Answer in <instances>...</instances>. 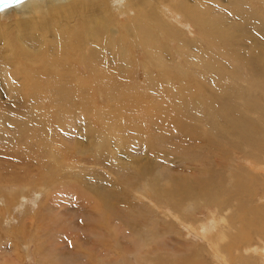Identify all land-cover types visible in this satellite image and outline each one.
Listing matches in <instances>:
<instances>
[{"label": "bare ground", "instance_id": "obj_1", "mask_svg": "<svg viewBox=\"0 0 264 264\" xmlns=\"http://www.w3.org/2000/svg\"><path fill=\"white\" fill-rule=\"evenodd\" d=\"M13 10L22 18L0 34V38L10 39L0 44V84L7 86L23 113L16 117L1 113L0 133L13 147L15 145L14 148L21 146H16L19 140L26 139L25 150L29 146L36 152L43 149L59 161L57 151L56 156L49 151L51 142L65 145L66 140L63 138L62 142L61 136L67 122L82 119V129L90 136L89 143L82 149L108 156L113 153L111 146L127 153L128 140L137 143L139 153L146 158L134 159L130 170L118 168L117 179L124 185L142 187V191H149L154 199L179 208V214L186 211L182 207L185 203L193 206L200 201L218 204L219 195L214 189L228 182L233 191L248 192V182L255 179L249 169L264 173V163L260 161L264 154V0H25L1 11L0 19ZM170 41L175 44L164 48ZM178 51L181 55L177 58L183 64H177L173 57ZM145 52L147 56L142 63ZM30 66L34 69L28 70ZM6 69L8 76L4 77L1 73ZM147 70L142 97L148 99L146 103L157 104L156 109L152 108L156 111V119H149L141 126V117L134 118L138 128L128 135L131 122L124 110L127 104L130 106L134 95L129 94L128 89L132 88L130 93H133V78L137 76L138 80V75ZM84 71L90 73L84 75ZM233 79L246 85L239 87ZM27 80L33 82L27 83ZM85 88L111 89L106 98L117 99L119 105L99 106L100 109L93 112L90 107L93 104H89L83 110L81 100L89 91L82 92ZM120 88L125 91H118ZM248 93L250 95L245 97ZM42 102H47L49 108L43 110ZM104 108L109 110L104 111ZM139 110L144 109L135 111ZM90 115L94 118L96 115V119L92 117L94 125L87 122ZM7 124L12 127L4 129ZM62 145L59 147L61 153L71 149H63ZM248 153L258 158L242 155L237 165L234 164L235 168L230 167L226 175L222 173L229 168L228 156ZM69 154L74 155V152ZM156 157L166 160H154ZM179 158L183 168L177 173L187 172V175H170V183L164 172L165 186L161 170L164 166L176 170L168 159ZM243 159L245 165H240ZM153 160L159 164H154ZM13 173L8 172V176L12 178ZM15 174L13 178L18 179ZM4 175L0 178L7 179V174ZM160 184L162 187L157 188ZM10 191L4 193L6 209L18 218L24 213L27 201L23 197L13 202L16 196ZM117 192L105 190L102 195L107 200L103 205L108 210H114L111 203ZM39 196L35 194L31 203L28 200L31 207L36 205ZM0 202H3L1 197ZM252 212L264 217L262 207H254ZM174 213L177 222L184 226L185 218ZM14 217L13 220L8 218L5 224L13 226ZM214 217L203 224L202 234L206 236L204 244L217 256L218 264H256L249 253L260 250L253 246L252 239L245 237L243 240L251 245L242 249L238 236L229 238L220 226L216 231L215 221L219 217ZM103 222L105 224H100L99 229L101 232L105 229L103 246L107 247L111 231L109 233L108 221ZM258 229L256 233L264 239V224ZM210 230L214 236H208ZM4 231L6 236L12 234ZM196 235L201 239L199 231ZM262 238L260 242H264ZM260 252L264 257V249ZM123 262L121 264H129Z\"/></svg>", "mask_w": 264, "mask_h": 264}, {"label": "rangeland", "instance_id": "obj_2", "mask_svg": "<svg viewBox=\"0 0 264 264\" xmlns=\"http://www.w3.org/2000/svg\"><path fill=\"white\" fill-rule=\"evenodd\" d=\"M20 18H22V16L17 14L15 10L8 12L7 16L0 19V34L3 30H8L7 27L11 26ZM7 40L10 39L7 37L0 38V44L2 43L1 41L4 42ZM172 44L175 43L170 41L169 43H165L163 47L167 48ZM175 54L176 56L173 55V57L177 64H183L177 58L181 55L180 51L175 52ZM1 55L0 53V56ZM146 56V52L142 54V63ZM157 62L158 61H156V63ZM80 67L84 68L82 65H80ZM30 68L34 69L33 66H30L28 70ZM148 71L149 70H147L146 73H140L138 75V80L137 76L133 78V85L136 89H134L133 93H130L132 88L128 89L130 91L129 94H134L133 100L129 101L130 106L127 104L124 110V113L129 115H127L126 118L131 122V128L127 131L129 133L128 135H132V133L137 130L136 128H138L137 123L133 122L134 118L141 117V126L146 125L149 119H156V111L153 109L157 108L155 106L157 104L151 102L146 103L145 101L148 99L142 97V83L145 82L146 74L149 73ZM172 72L174 74V70ZM83 73L84 75H88L90 72L84 71ZM1 75L7 77L8 70L6 69ZM31 82L33 81L27 80V83ZM233 82L239 87L242 84L246 85V83H242V81L237 79H233ZM27 88L28 86H26V89ZM85 89H82V92H86L89 88ZM146 89L150 91L149 87H146ZM111 91V89L106 88L89 89L87 93L90 95L87 93L84 94L85 96L83 100H81L83 103L80 102L81 105H85V103L88 104L85 106L82 105L83 110L86 109L89 104H93L90 106L93 112L100 109L99 106L110 107L119 105L117 99L107 100V93ZM118 91L124 92L125 90L124 88H120ZM136 91L138 92L136 93ZM249 95L248 93L245 97ZM89 98L91 101H89ZM40 105L41 108L43 107V110L49 108L47 102H42ZM140 105L146 108L142 106L141 108L139 107ZM151 105L152 107H150ZM134 109H137V111L138 109L144 110L136 112ZM103 110L107 111L109 109L104 108ZM133 110L138 115L134 113ZM142 111H146V113ZM4 112L14 117L23 113L14 102L13 97H11L7 86L2 83L0 84V116L2 114L5 115ZM92 117L94 118L93 115ZM92 117L90 115L87 119H91L87 122H92ZM94 119H96V115ZM93 121L95 124L97 123L96 120ZM82 124V119L72 120L67 122L65 126L66 129H63L64 133L61 136L62 142L65 139V145L67 142V147H71V149L67 150L64 144L51 142L52 147L49 151H52L55 155L56 150L59 155V158H56L59 159V161H56L55 157L50 152L43 151V149H37L36 152V149L33 148L32 150L31 146H29L30 148L28 147V149L26 148L27 152L25 153L26 150L24 146H28V144L26 145V143H28L26 139L19 140L20 142L23 141L22 144H19V141L17 142L16 146L23 145L22 147L19 146L14 148L15 145L13 147L10 140L6 139L0 133V176L3 175L4 177L6 173L8 179L10 177L8 176V172L11 174L14 172L18 175V179L16 177H14L16 178L14 179L13 173L12 178L10 177V180L8 179L10 182L7 179H3V177L0 178L3 182V184L0 182V197L3 200V202H0V233L2 232V235L0 234V264H121L122 261L129 262V264H167L174 262L178 264H218L216 261L217 256H214L212 251L208 249L209 246L204 244L206 236L202 234L203 224L208 222L209 218L213 219L214 216L217 218L219 217L215 221L217 223L216 231L220 226L222 231L228 234L229 238L232 237L234 239L235 236H238L237 241L239 242V247L242 249L251 245V243L243 240L247 236L252 239V244L255 248L259 247L260 251L264 249V242H260L262 235L260 236V234L256 233L259 231L258 227L264 224V217L262 215H255L252 212V208L254 207H262L264 209L263 172L249 169L255 176V179L254 181L248 182V192H235L230 189L231 186L228 182L226 185L222 187L218 186L214 189V192L219 195L220 202L218 204L200 201L193 206L189 203H185L182 207L186 211L179 214V208L172 205L170 206L165 201L154 199L149 191H142V187L135 188L130 185H124L123 182L121 183L117 179L118 168L130 170V166L134 163V159L146 158L144 154L139 153L137 143H134L132 140H128L126 143L124 140V142L128 144L127 153L119 150L115 146H111L113 153L108 156L90 152L87 149H82L83 146H87L90 141V136L85 129H82ZM92 125H94L93 122ZM1 127L2 123L0 124V128ZM7 127H12V125L7 124L4 129ZM9 143L12 144L13 148L10 147ZM61 145L63 149L66 148L67 151L64 150V152L61 153L59 150ZM135 145L136 147H134ZM72 151L74 155L69 154L72 153ZM9 152H11V154H9ZM16 152L18 153L16 154ZM126 154L129 155V159ZM24 155L25 158H23ZM49 155L54 159H51ZM242 155L258 158V156L253 153L231 154L228 156L229 168L222 170V173L226 175L230 172V167L235 168L234 164L237 165L239 161L238 158ZM63 157L64 159H60ZM20 158L21 161L19 162ZM157 158L158 157L154 158V160ZM162 158H158V161L160 159L163 160ZM180 159L181 158L178 160L168 159L170 165L174 166L176 170L163 165L164 169L161 170L162 174L160 173L161 179L165 176V178L170 180L169 176L176 174L178 176H182L183 174L187 175V172L177 173L178 169L183 168V166L180 165ZM45 160L47 161L45 162ZM154 160L152 162L158 165L159 163L154 162ZM17 161L19 163H17ZM244 161V159L241 160L239 164L245 165ZM260 161L264 163V154L260 157ZM59 165L60 170L58 168ZM114 171H116V174ZM2 172L5 173L3 174ZM29 176L31 178H29ZM23 178L25 180L21 181ZM165 178L164 180L162 179V181H165L164 185L167 186V179ZM161 187L162 184L157 186V188ZM105 190L118 191L115 199H112L113 202L111 203L114 210L112 208L108 210V207L104 206L105 201H107L102 196ZM9 191L16 196L13 202L17 199L19 201L23 197L26 198L27 205L23 209L24 213L18 218H15L13 215L11 216L10 212L6 209L7 200L4 193ZM35 194H40L39 200L36 202L38 206L35 205L31 207V199ZM17 207L18 206L15 208ZM101 211H104V214L101 213ZM173 213L179 215V217L185 218L186 224L183 226V224L181 225L177 222V218L173 216ZM14 214L17 216L19 213L17 212V214ZM238 215H241L242 219H239ZM13 217L15 218V222H13V224H15L13 226L5 224L8 218L13 220ZM103 217L105 221H108L109 233L111 231V238H108L110 244L107 247L103 246V240L106 238L103 235L105 229H102V232L99 229V226L101 227L100 224H105V222H103ZM222 217L225 218V221H221ZM17 227L18 229H16ZM3 228L6 230L4 231ZM135 230L139 231L138 235ZM3 231L7 233V235L10 232H12V234L10 233V235L6 236V234H3ZM198 231L201 233V239L196 235ZM112 233L114 234L113 237ZM210 235H215L213 230L208 236ZM136 239L138 240L135 241ZM117 240L118 242H115ZM138 241L140 242L139 245H137ZM112 248L114 250H112ZM260 251L249 253L250 255H248L250 257L247 256V259L250 258L255 261L256 264H264V257L261 256L262 253ZM121 257L125 258L126 261ZM236 262L240 263L239 261Z\"/></svg>", "mask_w": 264, "mask_h": 264}, {"label": "water", "instance_id": "obj_3", "mask_svg": "<svg viewBox=\"0 0 264 264\" xmlns=\"http://www.w3.org/2000/svg\"><path fill=\"white\" fill-rule=\"evenodd\" d=\"M25 0H0V12L8 8L14 7Z\"/></svg>", "mask_w": 264, "mask_h": 264}]
</instances>
